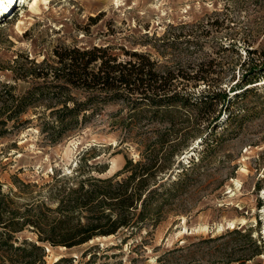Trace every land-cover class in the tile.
Segmentation results:
<instances>
[{
    "label": "rangeland",
    "instance_id": "1",
    "mask_svg": "<svg viewBox=\"0 0 264 264\" xmlns=\"http://www.w3.org/2000/svg\"><path fill=\"white\" fill-rule=\"evenodd\" d=\"M32 1L0 3L3 191L16 190L21 183L39 186L55 174L97 161L107 165L103 176H111L126 159L138 160L155 142L152 131L138 134L137 128L120 124L127 114L120 102L95 107L88 122L54 144L41 130L53 105L49 98L38 97L9 119L13 97L43 82L31 72L43 60L53 62L54 48L107 46L120 59L126 58L125 51H140L161 70H190L213 61L216 72L210 77L228 87L237 77L246 47H257L263 40L264 0ZM256 86L238 100L249 108L241 125L223 116L220 128H227L219 146L206 148L191 138L175 155L167 175L174 179L186 169V180L165 205L132 230L96 236L72 247L43 242L39 264H264V253L250 256L248 240L230 233L250 231L264 245V80ZM202 88L203 83L197 89ZM69 92L83 97L80 90ZM166 125L162 121L141 128L162 130ZM94 145L99 148L97 156L83 155L82 149ZM17 236L19 241L37 237L29 229Z\"/></svg>",
    "mask_w": 264,
    "mask_h": 264
},
{
    "label": "trees",
    "instance_id": "2",
    "mask_svg": "<svg viewBox=\"0 0 264 264\" xmlns=\"http://www.w3.org/2000/svg\"><path fill=\"white\" fill-rule=\"evenodd\" d=\"M262 32L259 46L246 47L237 77L228 87L210 77L216 72L213 61L190 70H161L140 51H125L126 58L120 59L107 46L54 48L53 62L43 60L31 72L43 82L13 97L9 119L38 97L49 98L53 105L41 130L54 144L88 122L95 107L120 102L127 110L120 124L137 128L138 134L152 131L155 142L145 147L138 160L126 159L111 176H103L107 165L97 161L68 174H55L39 186L21 183L16 190L3 191L0 183V264H39L43 242L72 247L96 236L132 230L165 205L185 184L186 169L174 179L167 172L187 140L197 138L206 148L219 146L227 128H220L223 116L240 125L248 116V105L238 100L256 91L264 80V27ZM49 79L53 84H46ZM201 83L204 88L197 89ZM70 89L80 90L83 97L70 94ZM50 93L54 96L48 97ZM162 121L167 122L165 129L141 128ZM98 149L94 145L82 152L94 157ZM24 229L36 233V240L19 241L17 234ZM230 233L248 240L250 256L264 253V245L250 231Z\"/></svg>",
    "mask_w": 264,
    "mask_h": 264
},
{
    "label": "bare ground",
    "instance_id": "3",
    "mask_svg": "<svg viewBox=\"0 0 264 264\" xmlns=\"http://www.w3.org/2000/svg\"><path fill=\"white\" fill-rule=\"evenodd\" d=\"M0 3L2 4V0H0ZM36 3H37V0H33V1H32V4H36ZM61 247H64V246H61ZM55 258H56V257H55ZM55 258H54V259H55ZM57 258H58V257H57Z\"/></svg>",
    "mask_w": 264,
    "mask_h": 264
}]
</instances>
